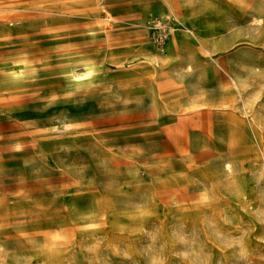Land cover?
<instances>
[{
    "label": "rangeland",
    "instance_id": "rangeland-1",
    "mask_svg": "<svg viewBox=\"0 0 264 264\" xmlns=\"http://www.w3.org/2000/svg\"><path fill=\"white\" fill-rule=\"evenodd\" d=\"M0 264H264V0H0Z\"/></svg>",
    "mask_w": 264,
    "mask_h": 264
},
{
    "label": "bare ground",
    "instance_id": "bare-ground-1",
    "mask_svg": "<svg viewBox=\"0 0 264 264\" xmlns=\"http://www.w3.org/2000/svg\"><path fill=\"white\" fill-rule=\"evenodd\" d=\"M10 16H12V15H10Z\"/></svg>",
    "mask_w": 264,
    "mask_h": 264
}]
</instances>
